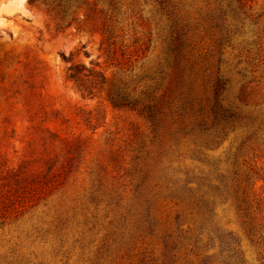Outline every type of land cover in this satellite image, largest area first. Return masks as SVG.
<instances>
[{"label":"rangeland","instance_id":"374dc122","mask_svg":"<svg viewBox=\"0 0 264 264\" xmlns=\"http://www.w3.org/2000/svg\"><path fill=\"white\" fill-rule=\"evenodd\" d=\"M0 264H264V0H0Z\"/></svg>","mask_w":264,"mask_h":264},{"label":"trees","instance_id":"16d2710c","mask_svg":"<svg viewBox=\"0 0 264 264\" xmlns=\"http://www.w3.org/2000/svg\"><path fill=\"white\" fill-rule=\"evenodd\" d=\"M59 6L60 3H59ZM61 12L66 13V9H62ZM66 61H70L66 70V79L72 81L73 84L81 91L84 96H94L105 82L104 72L100 68H96L95 65L89 67L81 62H74L71 58L64 55ZM218 93V91H217ZM114 106H125L127 103H113Z\"/></svg>","mask_w":264,"mask_h":264}]
</instances>
